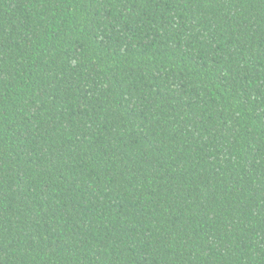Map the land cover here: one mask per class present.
Instances as JSON below:
<instances>
[{
    "label": "trees",
    "instance_id": "16d2710c",
    "mask_svg": "<svg viewBox=\"0 0 264 264\" xmlns=\"http://www.w3.org/2000/svg\"><path fill=\"white\" fill-rule=\"evenodd\" d=\"M0 264H264V0H0Z\"/></svg>",
    "mask_w": 264,
    "mask_h": 264
}]
</instances>
